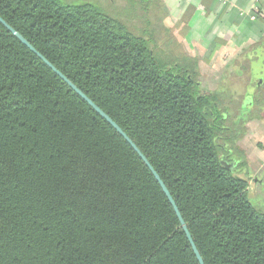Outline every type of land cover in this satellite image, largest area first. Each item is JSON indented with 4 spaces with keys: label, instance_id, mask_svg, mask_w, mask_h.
<instances>
[{
    "label": "trees",
    "instance_id": "obj_1",
    "mask_svg": "<svg viewBox=\"0 0 264 264\" xmlns=\"http://www.w3.org/2000/svg\"><path fill=\"white\" fill-rule=\"evenodd\" d=\"M136 1L131 21L57 0H0V19L136 146L203 264H264L236 98L202 83L160 0ZM0 264H199L131 146L1 24Z\"/></svg>",
    "mask_w": 264,
    "mask_h": 264
},
{
    "label": "crops",
    "instance_id": "obj_2",
    "mask_svg": "<svg viewBox=\"0 0 264 264\" xmlns=\"http://www.w3.org/2000/svg\"><path fill=\"white\" fill-rule=\"evenodd\" d=\"M160 1L184 51L197 59L201 81L206 75L222 83L242 104L236 147L250 194L264 207V0ZM233 82L240 85L230 91Z\"/></svg>",
    "mask_w": 264,
    "mask_h": 264
},
{
    "label": "water",
    "instance_id": "obj_3",
    "mask_svg": "<svg viewBox=\"0 0 264 264\" xmlns=\"http://www.w3.org/2000/svg\"><path fill=\"white\" fill-rule=\"evenodd\" d=\"M0 24L7 29L21 44H23L25 47H27L31 52H33L35 55L38 56L39 59H41L44 64L51 69L65 84H67V86L73 91L75 92L82 100H84L102 119H104L130 146L131 148L134 150V152L139 156V158L143 161V163L145 164V166L149 169V171L152 173V175L154 176L155 180L157 181V183L159 184L162 192L164 193L165 197L167 198L169 204L171 205L178 221L180 224V227L182 229V231L184 232L190 246L191 249L198 261L199 264H203L202 259L200 258L199 253L197 252L193 241L187 231V228L181 218V215L177 209V207L175 206V203L173 202L170 194L168 193V191L166 190L165 186L163 185V183L161 182V180L159 179L158 175L154 172V170L152 169V167L149 165V163L147 162V160L144 158V156L139 152V150L136 148V146L129 140V138L121 131V129L108 117L106 116L98 107H96L84 94H82L72 83H70L61 73H59L54 67H52L42 56H40L18 33H16L13 29H11L8 25H6V23H4L1 19H0ZM230 168L233 167V165L229 166Z\"/></svg>",
    "mask_w": 264,
    "mask_h": 264
},
{
    "label": "rangeland",
    "instance_id": "obj_4",
    "mask_svg": "<svg viewBox=\"0 0 264 264\" xmlns=\"http://www.w3.org/2000/svg\"><path fill=\"white\" fill-rule=\"evenodd\" d=\"M57 1H59L63 5H80V4L89 3V4H92V5L100 8L105 14H107L110 17H113L115 19H120L121 18L122 20L124 19L126 21H131L133 18L138 17L137 15L142 14V12H140V11L137 10V8L141 7L142 4H140L136 0L135 1H132L135 4H133V3H131V1H127V0H57ZM137 6H139V7H137ZM150 14H151L150 17H148L149 14L146 17H144V18H147L145 20H149V22H150L149 26H151V24L152 25L155 24V21L153 19H151V18L154 17V12H151ZM140 20H141V17H140ZM140 20H137L138 23H141L142 22V20L141 21ZM165 21L167 22V20L164 19V22ZM142 23H144V22H142ZM166 25H167V23H166ZM177 42H179V37L177 38ZM180 46H182L181 43H180ZM203 76H205L204 78H202L203 79L202 80V83L204 85H207L208 88H211V89H212V87H215L214 82H210V80L208 78H206V75H203ZM236 83L237 82H233L232 83V85H231L232 86V88H231L232 90H230V91H235V88H237L236 85L237 84L240 85V83H237V84ZM234 105L237 106L238 105V101L234 102ZM236 109H237V107H236ZM246 146H248L247 148H251V144L246 145ZM233 152L235 154L234 155H230V158L235 160V162H234L235 165L238 164V163H241V159H239L240 155L236 152V150H233ZM245 176L248 177V175H245ZM249 193H250V191H249ZM250 201L253 204H255L257 207H258V205H260L259 202H257L256 200H254V197L252 198V195L251 194H250ZM260 207L262 208V210L260 209V211L262 213H264V207L262 205H260Z\"/></svg>",
    "mask_w": 264,
    "mask_h": 264
},
{
    "label": "built area",
    "instance_id": "obj_5",
    "mask_svg": "<svg viewBox=\"0 0 264 264\" xmlns=\"http://www.w3.org/2000/svg\"><path fill=\"white\" fill-rule=\"evenodd\" d=\"M256 10V9H255Z\"/></svg>",
    "mask_w": 264,
    "mask_h": 264
}]
</instances>
